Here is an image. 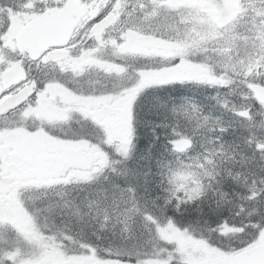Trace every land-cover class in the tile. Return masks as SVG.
Wrapping results in <instances>:
<instances>
[{
	"label": "snow or ice",
	"instance_id": "6c2138e0",
	"mask_svg": "<svg viewBox=\"0 0 264 264\" xmlns=\"http://www.w3.org/2000/svg\"><path fill=\"white\" fill-rule=\"evenodd\" d=\"M0 264H264V0H0Z\"/></svg>",
	"mask_w": 264,
	"mask_h": 264
}]
</instances>
